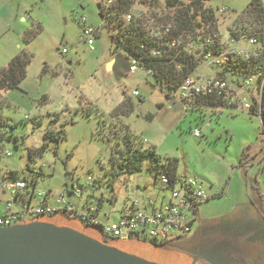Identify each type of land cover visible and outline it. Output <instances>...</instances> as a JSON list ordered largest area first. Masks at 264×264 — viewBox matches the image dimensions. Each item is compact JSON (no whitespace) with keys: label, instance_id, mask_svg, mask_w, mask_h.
<instances>
[{"label":"rangeland","instance_id":"obj_1","mask_svg":"<svg viewBox=\"0 0 264 264\" xmlns=\"http://www.w3.org/2000/svg\"><path fill=\"white\" fill-rule=\"evenodd\" d=\"M250 1L210 0L206 3L207 8L215 10L219 35L224 42L231 32L256 27L244 14ZM106 8L103 0H0V68H6L23 49L34 55L21 88L1 93L0 115L8 118L16 128L10 130L13 139L4 145L0 169L17 173L19 180L28 181L30 193L34 191L32 182L36 179V191L52 192L56 199L60 195L69 199L74 184L83 187L81 199H70L72 204L79 206V213L85 212L84 204L90 197L94 196L95 202L104 197L100 219L105 222L103 215L109 214L112 223L121 217L129 203L156 197L159 192L150 159L145 160L141 172L120 175L113 181V149L119 144L118 149L125 150L123 142L130 129L139 141H143L145 148L155 149L163 158L178 159L181 179H195L211 197L200 206L194 227L199 215L208 220L234 217L236 213L231 214L238 202L254 203L249 210L243 211L244 215L261 210L264 214L259 203L263 199L258 194L264 190V167L256 164L249 173L243 174L236 168L244 144L260 142V117L250 116L232 106L213 110L195 107L174 112L166 93L143 71L130 74L128 70L117 80L113 51L117 55L123 52L114 44L117 22L113 26L106 25ZM133 11L143 14L147 29L161 27L174 16V10L167 7L165 0L154 6L137 1ZM83 20L96 31L95 51H90L82 40ZM39 25L43 31L26 45L24 33ZM64 49L67 54L63 53ZM135 90L140 96H134ZM125 98L135 104V111L129 116L113 118L112 112ZM240 98L251 101V93L244 91ZM101 119L106 123L104 128L100 127ZM38 122L39 127L36 126ZM195 129L201 131L200 138L194 136ZM50 130L57 133L64 130L66 138L58 145L50 143L45 138ZM47 143L49 147L44 156L32 161L29 149H38ZM6 151L11 155L4 156ZM39 171H42L40 177L36 175ZM90 177L94 187L86 188ZM256 177L259 178L256 180ZM10 180L15 178L10 177ZM164 195L169 196V193ZM0 199L3 213L9 198L0 194ZM39 200L35 197V202ZM19 207L16 205V209ZM41 219L72 228L102 243L107 241L105 244L132 252L149 262H194L178 250L175 243L159 248L150 242L115 241L63 215Z\"/></svg>","mask_w":264,"mask_h":264},{"label":"built area","instance_id":"obj_2","mask_svg":"<svg viewBox=\"0 0 264 264\" xmlns=\"http://www.w3.org/2000/svg\"><path fill=\"white\" fill-rule=\"evenodd\" d=\"M112 3L113 0L105 1L107 8ZM133 12L125 16L127 24L132 23L135 16L143 17L142 13ZM83 24L82 40L90 51H95L96 31L87 26L85 20H83ZM175 29L176 25L172 17V20H167L161 27L150 26L148 31L153 39L162 40L170 36ZM216 37L220 38L219 51L213 50L215 46L213 39H205L203 47L210 48L204 52V48L201 47L204 60L185 79L171 99L179 102L184 110L195 107L213 110L215 108L201 106L197 103L202 98H210L250 114L254 101L259 102L262 97L264 75L261 73L252 74L244 70H231L233 74H229L227 68L235 59L247 62L261 60L264 55V35L262 40H259L249 28L243 27L237 32H231L227 42H224L219 34ZM178 45L177 39L169 43L172 48H176ZM197 50V43L191 38L186 44L185 51L189 55H195ZM63 53L67 54L68 51L64 49ZM163 55L164 51L160 49L151 50L153 58H162ZM138 71H143L147 77L154 76L153 70L146 69L140 61L132 60L129 73L136 74ZM244 91L251 93V101L240 98V94ZM133 94L137 97L140 96L138 90H135ZM193 134L196 138L201 137V131L198 129H195ZM3 155L10 156L11 153L6 151ZM92 186L93 179L90 177L86 188ZM28 188V181L10 180L8 173L1 170L0 189L8 196L9 200L4 212L0 214V228L29 224L38 221L42 216L70 214L84 225L100 226L101 233L106 238L150 242L157 245L176 243L187 237L194 228L200 206L210 199L195 179H182L173 185L169 178L163 174L156 181V188L159 191L156 197L129 203L124 207L121 217L110 223L111 216L109 214L103 215L105 222L101 221L103 210L95 201L88 202L87 200L85 212L79 213L74 205L69 203L65 195H60L57 198L56 205H50L46 201L47 193L37 192L34 189L31 194ZM83 192V187L74 188V194L80 199ZM164 193H169V196ZM35 197H39L40 200L35 202ZM18 204L20 207L16 209Z\"/></svg>","mask_w":264,"mask_h":264},{"label":"trees","instance_id":"obj_3","mask_svg":"<svg viewBox=\"0 0 264 264\" xmlns=\"http://www.w3.org/2000/svg\"><path fill=\"white\" fill-rule=\"evenodd\" d=\"M103 1L105 2L108 0ZM137 1L145 4L150 3L153 6L160 4V0H113V3L106 8V12L104 11L107 26H113V24L117 22L114 27L116 30L114 44L118 51L123 52V55H117L116 51H113V55L116 56L115 77L117 80H120V78L128 72L132 60L140 61L146 69L154 71V80L166 93L167 98L171 99L179 90L185 79L192 74L204 60L203 51L201 49V47H203V41L207 38L213 39L215 41L213 50L219 51L220 38L216 37L219 34V29L215 10L206 7V3H209L210 0H165L167 7L174 10L173 20L176 29L170 36L162 40H156L150 36L146 24L141 17L135 16L130 24H127L125 21V16L133 12ZM104 7L105 6L102 8ZM244 14L256 24L255 28L252 26L250 27L253 35L259 40H262L264 35V0H251L244 10ZM170 19L172 20V17H170L169 20ZM42 31L43 27L40 25L27 30L24 33V43L26 45L31 44ZM191 38L196 41L198 47L195 55H189L185 51L186 44ZM174 39H177L179 43L176 48L169 46V43ZM154 48L164 51L162 58L151 57V50ZM203 48L204 52H207V49L210 47L207 48L205 46ZM33 59L34 55L28 50L23 49L10 61L6 68H0V102L2 92L21 88L23 82L27 79L28 67ZM231 70H244L252 74L261 73L264 75V55L259 61L247 62L241 59H235L232 61L230 67L227 68V72L233 74ZM197 103L198 105L210 108L227 106L225 103L216 102L210 98H202ZM135 108V104L130 99L125 98L123 103L112 112V117L129 116L135 111ZM250 115L260 117L262 124L260 138L263 141L264 91L260 101H254V106ZM148 118L151 119V117ZM105 124V121L101 119L100 127L104 128ZM36 126L39 127L40 123L38 122ZM15 128L16 125L11 124L8 118L0 115V160L2 158L5 143L13 139L10 130H14ZM45 138L50 141V143L58 145L62 139L66 138V133L64 130L58 133L54 130H50L45 134ZM14 140L18 147L19 143L17 138ZM123 144L125 146L124 151L118 149L119 144L113 149V171L111 172L113 181L120 175H134L141 172L146 159H150L151 161V170L155 177V183L163 174L169 178L173 185L182 180L178 173L180 166L178 159L163 158L155 149L145 148L143 141H139L130 129H128L125 134ZM48 147L49 144L47 143L38 149H29V158L32 161L39 160L47 152ZM8 175L11 178H15V180L18 179L17 173H8ZM36 175L38 177L42 176V171L36 172ZM32 183L34 189H36L38 184L37 180L34 179ZM92 187H94V185ZM88 202H94V196L90 197ZM104 202V197L96 202L101 210H104ZM59 215L78 220L74 215ZM53 216L54 215L42 217ZM84 226L101 233L100 226ZM111 240L117 241L116 239ZM105 243L108 242L106 241ZM151 244L159 248L165 247V245Z\"/></svg>","mask_w":264,"mask_h":264},{"label":"water","instance_id":"obj_4","mask_svg":"<svg viewBox=\"0 0 264 264\" xmlns=\"http://www.w3.org/2000/svg\"><path fill=\"white\" fill-rule=\"evenodd\" d=\"M98 8H101V4ZM100 17L103 18L102 14ZM167 100L174 112L184 110L179 102ZM0 264L158 263L123 252L72 228L35 221L0 228ZM192 264H196V260Z\"/></svg>","mask_w":264,"mask_h":264},{"label":"flooded vegetation","instance_id":"obj_5","mask_svg":"<svg viewBox=\"0 0 264 264\" xmlns=\"http://www.w3.org/2000/svg\"><path fill=\"white\" fill-rule=\"evenodd\" d=\"M38 221L42 219L39 218ZM197 221V226L192 232L175 243L177 249L191 258L192 262L196 260V264H264V216L261 212L244 215L243 210H240L234 217L210 220L199 215ZM119 250L137 256L126 250Z\"/></svg>","mask_w":264,"mask_h":264},{"label":"crops","instance_id":"obj_6","mask_svg":"<svg viewBox=\"0 0 264 264\" xmlns=\"http://www.w3.org/2000/svg\"><path fill=\"white\" fill-rule=\"evenodd\" d=\"M114 77H115V75H114ZM256 164H258V167H260V166L264 167V140L262 141L261 138H260V142L259 141H256L254 143H249L248 142V144H246V143L244 144V146L242 148V156H241L239 165L236 168H239L237 170L241 174H243L244 172H248L249 173L250 170L253 169ZM257 176H259V175H257ZM258 178L259 177H256V180ZM226 184H227L226 186L230 185L229 183H226ZM77 186L78 185H75L74 184L73 185V189H72V193H69V195H68V198H69L68 201H69V203H71V200H70L71 197H74V198L77 197L74 194V188L77 187ZM0 194L1 195H5L3 191H0ZM47 194H48L47 199H46L47 203L50 204V205H56L57 204V199L54 198L53 193L50 192V193H47ZM258 194L263 199V201L262 202H259V203H261L260 206H263L262 208L264 209V190L262 191V189H261V191H258ZM215 195H216V193H215ZM0 201H1V199H0ZM253 204L254 203L252 201H250V202H247V201H245V202H238V204H236V210H235V212L232 213L231 215L239 212L240 210H243V211H245L246 209L249 210V208H251ZM72 205H74V204H72ZM74 207H75V209L78 212L80 211L79 210V206L74 205ZM84 209H85V204H84ZM260 212L262 213V216H264L262 210ZM1 213H2V210H1V207H0V214Z\"/></svg>","mask_w":264,"mask_h":264}]
</instances>
